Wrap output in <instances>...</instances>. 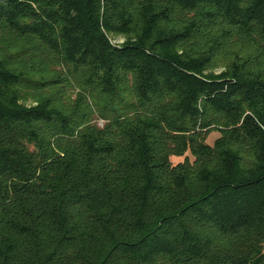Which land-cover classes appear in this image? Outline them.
<instances>
[{
	"label": "trees",
	"instance_id": "obj_1",
	"mask_svg": "<svg viewBox=\"0 0 264 264\" xmlns=\"http://www.w3.org/2000/svg\"><path fill=\"white\" fill-rule=\"evenodd\" d=\"M0 264H264V0H0Z\"/></svg>",
	"mask_w": 264,
	"mask_h": 264
},
{
	"label": "rangeland",
	"instance_id": "obj_2",
	"mask_svg": "<svg viewBox=\"0 0 264 264\" xmlns=\"http://www.w3.org/2000/svg\"><path fill=\"white\" fill-rule=\"evenodd\" d=\"M121 40H122V38L118 39V41H121ZM217 66H218V67H216L215 69H216V70H221V69L223 68V63H222V62H218V63H217ZM23 100H24L25 103L28 104V103L31 102V96L27 93V94L24 95ZM98 124H99V125H102V121H98ZM217 136H218V133H217V132H212V133L209 134V136L207 137V142H208L209 144H211V143L213 142V140H214ZM189 157H190V156H189ZM190 159H191V157H190ZM181 160H182V157H178V156H174V157H172V163H176V162L181 161Z\"/></svg>",
	"mask_w": 264,
	"mask_h": 264
}]
</instances>
